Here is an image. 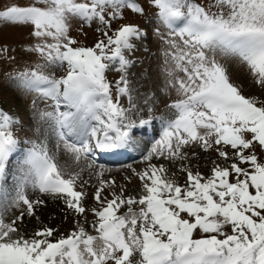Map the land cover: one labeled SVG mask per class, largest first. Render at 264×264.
<instances>
[{"label": "snow or ice", "instance_id": "snow-or-ice-1", "mask_svg": "<svg viewBox=\"0 0 264 264\" xmlns=\"http://www.w3.org/2000/svg\"><path fill=\"white\" fill-rule=\"evenodd\" d=\"M148 5L150 23L167 45L165 87L175 97L166 104L170 116L158 118L162 132L143 155L144 167L133 170L138 193L121 187L102 198L105 184L114 188L115 181L100 180L96 205L86 209L78 174L58 167L47 137L21 138L23 119L0 108V264H264V0ZM125 10L148 15L138 0H0V25L27 29L24 51L43 61L24 62L5 77L36 93L34 109L51 101L39 119L57 147L62 141L77 160L95 149L128 146L137 122L143 127L153 120L151 107L145 119L133 103L129 55L146 33ZM73 23L96 24L99 37L85 45L71 35ZM0 58L16 59L7 44ZM233 64L246 69L257 93L245 94L233 80ZM49 66L64 74H47ZM110 67L119 73L114 90L105 75ZM197 149L215 153L208 173L191 166ZM18 152L22 158L9 171ZM44 197L63 200L76 215L70 232L46 225L23 231L24 216H33ZM122 206L127 210L119 214ZM12 207L19 215L6 222ZM88 211L95 234L79 220L85 216L87 223Z\"/></svg>", "mask_w": 264, "mask_h": 264}, {"label": "rangeland", "instance_id": "rangeland-1", "mask_svg": "<svg viewBox=\"0 0 264 264\" xmlns=\"http://www.w3.org/2000/svg\"><path fill=\"white\" fill-rule=\"evenodd\" d=\"M138 2L145 7L148 15L141 16L139 14L132 13L130 10H125V16L128 21L135 23L144 29L146 35L142 39L133 41L136 47L133 51V54L129 55L132 65L129 68L128 78L130 87L133 89V103L136 104L138 108L143 109V112H139V116L147 119V109L151 107V115L153 117L152 122L160 124L156 127L158 128L159 126H162V122L158 118H168L170 116V112L169 109L166 108V104L170 102V97H175V90L170 86L168 88L165 87L166 57L164 52L167 48V45L163 43L160 35L154 31L155 25L150 23V16L153 9L149 7L148 0H138ZM207 2L208 0H203L201 4H206ZM113 27H115V24H113ZM95 29L96 24H93L92 26L83 25L81 28L78 23H73L71 35L78 38L85 45L91 46L94 40L99 37V33H97ZM165 31L166 30L161 27V33H164ZM28 42L29 37L27 35V29L22 27H5L0 25V46L7 44L9 46L10 54L16 58L12 63H8L3 58H0V108H3L5 111H9L10 114L14 113L23 119L24 129L20 133L21 138L27 137L29 139H44L47 137L49 151L55 156V162L58 167L65 174H78L76 187L78 190L82 187V190L87 194L84 197V205L86 209L96 205V201L93 197L96 188L100 186V180L115 181L114 188L110 184H105L102 191V198H111V191L115 190L118 192L121 187L124 188L126 193L137 194L139 191L140 182L133 174V170H141L144 167L145 162L143 161V155H145L147 150L151 147L153 140H148L147 137L143 138V136H141L139 130L142 127L137 122L135 134L133 136V140H135L137 145L135 147H129L128 150L130 152L133 151L136 153L137 148H143L141 155L142 158L138 162L133 163L128 167L107 166L101 163L100 160L93 157L96 155V151L98 149H95L88 158H85L83 155H81L79 160L75 158L73 153L63 149V152L60 153L62 155L61 157L58 154L59 151L56 152V149H53L57 142L56 136L52 134L50 129H47V125L41 122L39 119V110L45 109L51 104V102L40 101L34 109L32 107V100L36 96V93H25L22 90L16 89L15 86L8 82L5 77V72L11 71L13 68L22 69L24 67V62H27L29 66H32L37 62H43L38 60L36 54L24 51V46ZM12 49H15V51L13 52ZM230 71L233 80L244 89L245 94L258 92L257 86L254 85L248 77L246 69L239 66L238 64H233ZM45 72L49 75L55 74L57 77H59L60 75L64 74V69L49 66L45 69ZM105 75L108 81L113 82L114 90V81L119 78V73L115 70V67H110L109 70H106ZM121 104L126 108L129 107L127 97H123L121 99ZM145 126L151 128V124ZM144 139H146L147 142H145ZM61 143L63 142L61 141ZM60 147L63 148L62 146ZM58 150H60V148H58ZM66 152L68 154H66ZM197 152L198 156L192 158L191 166L194 170L198 168L202 173H208L209 169L212 167V162L210 159H208V157L215 159V153H205L199 149H197ZM15 155L16 157L14 156V158L8 163L9 171H12L16 165V162L22 158V154L20 152L16 153ZM62 158L66 160H63ZM153 162L160 163L162 161L154 160ZM164 163L167 166V162ZM90 164L93 165L89 167ZM172 170L173 169L170 168V171ZM176 171L177 179L183 183V176L178 172V165ZM5 183L11 185L12 181L10 176L5 181ZM29 193L32 194L31 189H29ZM44 199L46 202L36 208L35 214L33 216H24L22 225L23 231L29 232L32 227L34 229L36 226L41 225L42 223L46 226L53 227L60 233L70 232L75 227L77 219L76 215L73 212L69 213L70 210H68L69 212L67 215L70 216H68L69 221H66V224H68L66 228L61 227L62 224L55 226L53 221L55 219L54 217L49 218V222H51L49 225L48 220L45 219V217L48 216L46 215L48 208H51L53 204L54 207H59L58 209L60 210L54 211L56 212L58 218H62L64 215L62 212L64 209L66 210V205L64 204L63 200H54L51 197H44ZM51 209H53V206ZM61 209L63 211H61ZM126 210L127 209L122 206L119 214H123V212ZM19 212L20 209L18 208H10L4 215L5 221H11L15 216L19 215ZM85 215L87 218V223H85V216L79 217L80 222L84 223L85 228L90 233L95 234L92 230L93 214L88 211ZM39 221L41 222L38 223ZM60 222H62V220ZM33 229L31 232L35 230Z\"/></svg>", "mask_w": 264, "mask_h": 264}, {"label": "bare ground", "instance_id": "bare-ground-1", "mask_svg": "<svg viewBox=\"0 0 264 264\" xmlns=\"http://www.w3.org/2000/svg\"><path fill=\"white\" fill-rule=\"evenodd\" d=\"M49 102H51V101H49ZM158 125H160V124H158V123H154V122H152L151 123V128H148V127H142L140 130H139V133L141 134V136H143V138H145V137H147V139L148 140H153V142H154V140L155 139H159L160 138V133L162 132V126H159L158 128H156ZM148 130H150V131H148ZM57 141V140H56ZM144 141L145 142H147V140L146 139H144ZM63 143H59V147H57V142H56V145H55V147L53 148V149H56L55 151L56 152H58V154L62 157V155L60 154V153H62L63 152V149H65V147H64V145H62ZM137 144H136V142H135V140H132V142L128 145V146H126V147H123V148H118V149H111V150H103V151H105V152H112L113 154H115V155H117V156H115L114 158H103V161L105 162V163H107L108 164V166H118V167H128V166H130L131 164H133V163H136V162H138L142 157H141V155H142V150H143V148H140V149H138L137 147V152L136 153H134L133 151L132 152H130L128 149H129V147H135ZM60 146H62L63 148H61ZM58 148H60V150H58ZM130 149H132V148H130ZM55 152V153H56ZM146 152V151H145ZM66 154H68L67 152H66ZM70 154V153H69ZM14 156L16 157V155L14 154L11 158H10V160L11 159H13L14 158ZM68 156V155H67ZM60 157V158H61ZM63 159V158H62ZM63 160H66V159H63ZM59 161V160H58ZM87 162V161H86ZM89 164V163H88ZM62 165V164H61ZM90 165H93V164H90ZM125 165V166H124ZM7 167H8V165H7ZM99 168V167H98ZM98 170V169H97ZM52 201V200H51ZM55 202V201H54ZM52 206H53V209H51L52 208ZM51 206V208H48V210H47V212H46V215H48L47 217H45V219H47L48 220V223H49V225L51 224V222H49V218L50 217H54L55 219L53 220L54 221V225L55 226H58L59 224H62V226L61 227H64V228H66V226L68 225V224H66L69 220H68V216H70V215H67V213L69 212L68 211V209H67V207H66V210L64 209V211L61 209V211H63L62 213H64V215H63V217L62 218H58V216H57V214H56V210L58 211V210H60V209H58L59 207H57V206H55L54 207V204ZM47 207V206H46ZM55 210V211H54ZM69 213H71V211L69 212ZM59 214V213H58ZM70 218V217H69ZM62 220V222H60ZM67 221V222H66ZM41 221H39L38 223H40ZM45 223V222H44ZM41 226H44V224H42L41 223V225H38V226H36L34 229H37V228H39V227H41ZM33 229V227L29 230V232L31 233V230ZM33 229V230H34ZM28 232V233H29Z\"/></svg>", "mask_w": 264, "mask_h": 264}, {"label": "trees", "instance_id": "trees-1", "mask_svg": "<svg viewBox=\"0 0 264 264\" xmlns=\"http://www.w3.org/2000/svg\"><path fill=\"white\" fill-rule=\"evenodd\" d=\"M203 0H196L197 3H202Z\"/></svg>", "mask_w": 264, "mask_h": 264}]
</instances>
